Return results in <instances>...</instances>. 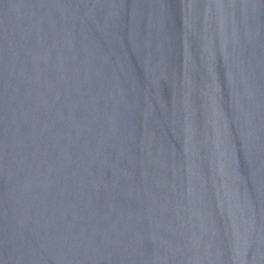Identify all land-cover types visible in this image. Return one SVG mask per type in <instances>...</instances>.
<instances>
[{
    "label": "water",
    "instance_id": "water-1",
    "mask_svg": "<svg viewBox=\"0 0 264 264\" xmlns=\"http://www.w3.org/2000/svg\"><path fill=\"white\" fill-rule=\"evenodd\" d=\"M0 264H264V0H0Z\"/></svg>",
    "mask_w": 264,
    "mask_h": 264
}]
</instances>
